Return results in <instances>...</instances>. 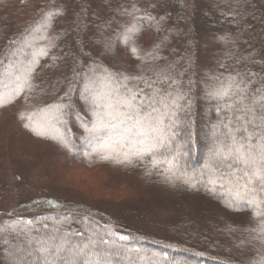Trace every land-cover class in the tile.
I'll use <instances>...</instances> for the list:
<instances>
[{"label":"trees","instance_id":"1","mask_svg":"<svg viewBox=\"0 0 264 264\" xmlns=\"http://www.w3.org/2000/svg\"><path fill=\"white\" fill-rule=\"evenodd\" d=\"M113 1L117 8L110 20L99 23ZM132 26L138 31L128 43L124 36ZM113 27L123 36L105 38ZM262 29L264 0H0L2 77L11 64L38 56L30 90L21 96L0 90V99L7 100L0 105V264H45L36 249L53 243L83 246L87 255L74 264H87L96 251L107 249L90 242L97 240L94 233L115 243L111 264H176L175 256L185 252L173 245L186 242L233 264H264V216L238 206L227 186L216 184L213 191L208 176L199 175L209 163L189 169L178 153L186 148L201 163L197 146L203 153L214 150L216 127L227 114L221 109L227 101L211 94L220 82L242 73L255 87L264 84ZM42 51L48 54L39 55ZM121 74L142 77L131 83L146 94L144 81L179 94L169 130L175 175L167 165L154 168L149 154L119 162L130 147L122 137H103L88 148L80 144L95 139L88 130L97 117L84 95L90 80L110 76V92L100 87L114 94L115 104L125 91L118 83ZM165 76L171 79H161ZM57 104L66 106L62 121L53 118ZM196 131H204L199 144ZM185 174L195 180L185 182ZM55 264L65 262L56 258Z\"/></svg>","mask_w":264,"mask_h":264},{"label":"snow or ice","instance_id":"2","mask_svg":"<svg viewBox=\"0 0 264 264\" xmlns=\"http://www.w3.org/2000/svg\"><path fill=\"white\" fill-rule=\"evenodd\" d=\"M43 26L42 21L34 31H38ZM137 31L136 26L129 27L124 36L125 41L131 43ZM26 47L31 48L32 45L26 43ZM130 50L133 54L137 52L135 47H131ZM21 51L24 50L21 49ZM47 54V51L39 53L42 56ZM34 65H38L37 55H33L27 64L22 65L17 61L6 69L5 75L11 77L16 84L14 91L22 92L32 88L30 81L35 72ZM142 79V77L121 74L118 83L125 91L119 94L115 104L111 102V95L100 87L101 84L104 87L112 84L110 76L99 78V82L97 79H91L86 91L89 93L90 103L97 120L95 126L88 131L90 135L97 138L100 134L110 136L116 133L130 140L129 150L119 162L131 163L132 157L142 159L145 154H149L153 156L154 168L167 165V172L175 175L178 171L177 157L170 149L169 130L175 122L179 94L174 95L166 89L154 87V82L144 81L150 89V93L146 94L139 84L131 83ZM161 79L168 81L171 78L165 76ZM254 85L255 81L247 79L242 73H236L213 88L211 94L214 98L227 101L221 106L227 114L216 127V146L209 164L199 175L200 177L208 176V182L213 185V191L216 184H219L221 188L227 186L225 190L238 206L242 203L244 206L252 207L256 216H264V210H262L264 208V84L258 87ZM65 107L63 104H57L55 109L59 115L53 118L62 121ZM22 118L25 117L22 116ZM26 119L31 120V117ZM121 125L124 127L118 131ZM220 128L224 131H220ZM37 134L44 133L37 132ZM53 138L68 146L64 137ZM96 151L100 154L103 147ZM102 158L111 157L102 156ZM222 165H226L229 171L225 172ZM185 175V182L195 180V176ZM261 231L264 232V228ZM94 235H97V240L90 242L97 246L107 245V249L100 248L95 252L94 257L87 261V264H111L110 258L116 254L111 251L115 248V243L109 244L103 236L95 233ZM121 239L126 238L121 237ZM52 240L55 241V237H52ZM36 251L43 256L45 264H55L56 258L64 261L65 264H74V258H83L87 255L83 246L68 247L66 243H53L51 247L41 244ZM65 253L73 259H66ZM49 258L52 260L50 261Z\"/></svg>","mask_w":264,"mask_h":264},{"label":"rangeland","instance_id":"3","mask_svg":"<svg viewBox=\"0 0 264 264\" xmlns=\"http://www.w3.org/2000/svg\"><path fill=\"white\" fill-rule=\"evenodd\" d=\"M112 5L109 7L110 8V11H109V16L108 17H106V16H104V17H100V18H98V22L99 23H107V21H109L110 20V18H111V15H112V13H113V11H115V9L117 8V3L115 2V1H113L112 3H111ZM98 5V4H97ZM128 7L129 6H126L125 8H124V10L125 11H127V9H128ZM246 11H249V9H247ZM112 12V13H111ZM125 13V12H124ZM88 14L89 15H91L92 14V9H89V11H88ZM126 18H127V15L125 16H121L120 18H119V23H123L125 20H126ZM99 25V24H98ZM100 28H101V26H99ZM98 27V28H99ZM113 32L112 33H108L107 35H106V37L105 38H107V37H110V35H112L113 36V38H115V39H117V37H118V35H121V36H123L121 33V31H120V29H119V27H113V30H112ZM262 31H263V35H264V29H262ZM37 34V33H36ZM90 38H93V36H89ZM264 37V36H263ZM102 40V39H101ZM98 42H100V40L98 41ZM84 50V49H83ZM85 51H86V49H85ZM73 54H74V51H73ZM73 56V55H72ZM27 59H28V57H27ZM27 59H25L26 60V63H24V64H27ZM13 63V62H12ZM86 69H87V67H85ZM21 70H22V68H21ZM3 75L0 73V90L2 89V88H4V90L6 91V92H12V93H15L16 92V94L18 95V94H20V96L21 95H23V93H25V91H22V92H18V91H14V89L16 88V84L13 82V80H12V78L11 77H2ZM32 79L34 80L35 79V76L34 75H32ZM104 89H106L107 90V92H110V88L107 86L106 88H104ZM120 90H122V89H120ZM84 95H86V96H88L89 95V93L86 91V93L84 94ZM112 95H114V94H112L111 93V96ZM10 99V98H9ZM8 99V100H9ZM7 100H5V98L4 99H0V105L2 104V103H5ZM79 111H80V113H81V110L79 109ZM83 116H85L89 121H91V123H93L94 121H93V119L92 118H89L87 115H85V114H83V112L81 113ZM205 131V130H204ZM203 131V132H204ZM202 131L200 132V133H197V131L195 132L196 133V135H195V141H196V143H200L199 142V139L201 138V133H203ZM103 137H105V138H107V139H112V138H115V137H121L120 135H118V134H116V133H112V134H110V136L109 135H104V134H100L99 135V138H97V137H93V138H95L94 140H91L89 137L87 138L86 137V140H84L83 142H80V144H83L82 146L83 147H89V146H91V145H93L92 144V142L94 143L96 140H100L101 138L103 139ZM125 141L127 142V143H129L130 144V140H128V139H125ZM91 142V143H90ZM85 143V144H84ZM176 144V143H175ZM199 146V147H198ZM197 146V151H198V153H199V151L200 150H202L201 151V153L202 154H200L199 153V156H200V158L202 159V162L201 163H198V162H196V160H195V155H193L194 157H192V155H190V157L188 156V155H186V151H187V149L186 148H184V149H180V150H178L179 152L178 153H181L180 154V156H179V160H180V162H183L184 164H185V166L187 167V168H191V169H195V168H197L198 167V165H201L202 163H209V161H210V157H211V155H212V152H213V150H207V152H205V153H203V147L201 148V145H198ZM194 147V146H193ZM199 148V149H198ZM170 149H171V152L173 153V152H175L174 150V148H172V146L170 145ZM194 149V148H193ZM177 151V150H176ZM187 153H190V152H187ZM191 154H192V151H191ZM188 156V157H187ZM202 165H204V164H202ZM96 193V192H95ZM97 194V193H96ZM116 198H118V197H116ZM111 244L113 243L112 241L110 242ZM173 247L175 248V249H172V250H180V252H185V253H181V254H178L177 256H175V258H176V260L177 259H179V260H177V262L178 263H176V264H203V263H205V264H209V262H207L204 258H206V256H209V257H211V258H213V259H215L216 261H218V262H221V263H224V264H233V262H231L227 257H225V256H218V255H213L212 253H211V251L209 252V249H207V248H204V247H202V246H199V247H197V246H192V245H190V243H179V244H177V246H175V245H173ZM177 248V249H176ZM206 255V256H205ZM202 257V258H200V257ZM173 258H174V256H172ZM199 257V258H198ZM208 258V257H207ZM199 259H201L200 261H199ZM228 259V260H227ZM205 260V261H204ZM38 264H41V263H38ZM114 264H117V263H114ZM122 264H124V263H122Z\"/></svg>","mask_w":264,"mask_h":264}]
</instances>
